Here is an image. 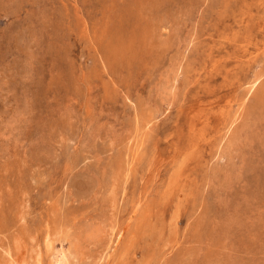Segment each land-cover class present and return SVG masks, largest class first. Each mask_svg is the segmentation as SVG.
Segmentation results:
<instances>
[{
  "label": "rangeland",
  "instance_id": "374dc122",
  "mask_svg": "<svg viewBox=\"0 0 264 264\" xmlns=\"http://www.w3.org/2000/svg\"><path fill=\"white\" fill-rule=\"evenodd\" d=\"M109 256L264 264V0H0V264Z\"/></svg>",
  "mask_w": 264,
  "mask_h": 264
},
{
  "label": "bare ground",
  "instance_id": "6f19581e",
  "mask_svg": "<svg viewBox=\"0 0 264 264\" xmlns=\"http://www.w3.org/2000/svg\"><path fill=\"white\" fill-rule=\"evenodd\" d=\"M165 162V161H164ZM156 168V167H155ZM144 201V200H143ZM141 202H142V200H140L138 203H136V205H135V208L133 209V212L134 213H136L138 210H139V208H140V205H141ZM132 212V213H133ZM136 215V214H135ZM131 216V215H130ZM133 217V216H132ZM132 217H129V218H132ZM132 220V219H131ZM130 223V222H129ZM131 224V223H130ZM129 224V225H130ZM122 231V230H121ZM120 231V232H121ZM119 237H120V240H121V237H122V232L120 233V235H119ZM118 245V244H117ZM112 247V246H111ZM116 248H114V250H115ZM55 254V253H54ZM109 254V253H108ZM108 254H107V256H108ZM57 255V254H56ZM59 255V254H58ZM63 256V255H62ZM72 257V256H71ZM62 258V257H61ZM53 259V258H52ZM59 259H60V257H59ZM110 259H111V256H109L107 259H106V262H105V264H109L110 263ZM67 260V259H66ZM68 261V260H67ZM73 262V261H72ZM64 263V262H63ZM68 263H69V261H68ZM75 263V262H74ZM56 264H62L61 262H57Z\"/></svg>",
  "mask_w": 264,
  "mask_h": 264
}]
</instances>
